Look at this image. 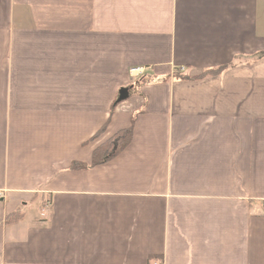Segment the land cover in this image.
<instances>
[{
	"label": "crops",
	"instance_id": "crops-1",
	"mask_svg": "<svg viewBox=\"0 0 264 264\" xmlns=\"http://www.w3.org/2000/svg\"><path fill=\"white\" fill-rule=\"evenodd\" d=\"M0 190V264H264V0H0Z\"/></svg>",
	"mask_w": 264,
	"mask_h": 264
},
{
	"label": "trees",
	"instance_id": "trees-1",
	"mask_svg": "<svg viewBox=\"0 0 264 264\" xmlns=\"http://www.w3.org/2000/svg\"><path fill=\"white\" fill-rule=\"evenodd\" d=\"M225 67L226 66H223L217 69H208V70L201 72L199 75H196V76H187L184 74H180V77L182 78L200 77L202 75H207L209 73L221 72ZM132 134H133V129L132 127H130L128 129L119 131L113 138L101 144L94 151L93 160L91 164L92 165L101 164L109 160L110 158H112L119 151H121L125 146L128 145V143L132 139ZM73 167L80 168V167H86V166L79 164V163H75ZM22 216H24V212L19 211V210L13 211L7 215L6 222L10 223V222L17 221Z\"/></svg>",
	"mask_w": 264,
	"mask_h": 264
},
{
	"label": "water",
	"instance_id": "water-1",
	"mask_svg": "<svg viewBox=\"0 0 264 264\" xmlns=\"http://www.w3.org/2000/svg\"><path fill=\"white\" fill-rule=\"evenodd\" d=\"M130 95V88L129 87H123L119 91V97L117 99V102H122L129 98Z\"/></svg>",
	"mask_w": 264,
	"mask_h": 264
},
{
	"label": "built area",
	"instance_id": "built-area-1",
	"mask_svg": "<svg viewBox=\"0 0 264 264\" xmlns=\"http://www.w3.org/2000/svg\"><path fill=\"white\" fill-rule=\"evenodd\" d=\"M137 70H138L137 71L138 73L143 72V69H137ZM3 197H4V193H3V191L0 190V199L3 198ZM156 264H157V262H156Z\"/></svg>",
	"mask_w": 264,
	"mask_h": 264
},
{
	"label": "rangeland",
	"instance_id": "rangeland-1",
	"mask_svg": "<svg viewBox=\"0 0 264 264\" xmlns=\"http://www.w3.org/2000/svg\"><path fill=\"white\" fill-rule=\"evenodd\" d=\"M158 263V262H157Z\"/></svg>",
	"mask_w": 264,
	"mask_h": 264
}]
</instances>
